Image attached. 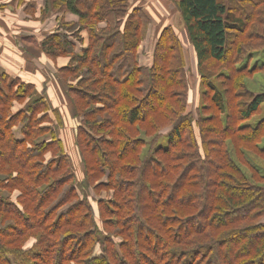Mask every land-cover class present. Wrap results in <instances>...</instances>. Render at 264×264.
<instances>
[{"label":"trees","instance_id":"obj_1","mask_svg":"<svg viewBox=\"0 0 264 264\" xmlns=\"http://www.w3.org/2000/svg\"><path fill=\"white\" fill-rule=\"evenodd\" d=\"M170 1L201 75L209 72L203 78L228 72L219 76L236 92L235 110L206 81L217 114L196 121L199 146L174 26L160 32L144 67L139 50L151 24L145 7L45 0L42 19L78 16L75 23L62 18L34 47L53 63L69 59L57 71L76 82L68 95L81 118L77 151L88 185L111 195L94 205L80 194L65 144L47 126L53 116L44 93L2 75L0 264H264V175L250 162H264V118L249 123L264 93L245 89L264 66L237 68L264 50V0ZM16 104L25 107L13 112ZM169 126L166 148L147 149L146 138Z\"/></svg>","mask_w":264,"mask_h":264},{"label":"rangeland","instance_id":"obj_2","mask_svg":"<svg viewBox=\"0 0 264 264\" xmlns=\"http://www.w3.org/2000/svg\"><path fill=\"white\" fill-rule=\"evenodd\" d=\"M142 0H138L137 3H140ZM256 2H259L256 0ZM142 6V4H141ZM167 10H165L164 7H152L147 8V12L151 19V24L148 28V36L149 39L147 41H143L144 44H147L149 48H153V53L147 54L148 48L145 47V51L143 52V56L149 57L151 56V63L153 54L155 52V41L153 40V35L159 37L160 32L167 26H172L171 19L176 14V8L173 5H168ZM144 7V6H143ZM175 21L177 22V29L174 26V28L177 30L178 35L181 39V43L184 50V57H185V74H186V82L188 84V109L187 112L191 114L192 119L194 120L193 124V132L194 135L199 143V146H202L201 143V137H200V130L197 127V123L199 121L200 116L203 118H208L212 115H216L217 111L214 110V106L211 102V95L212 92L209 90V88L206 85V81H211L223 94L225 102L228 104V110L233 113V111L236 108L237 100L235 98V91L232 89H229L228 87H225L224 79L222 76H219L222 73L224 74V78L228 77V72L223 71H216L215 74L212 76L208 75V79L205 80V76L209 72L204 71V74L201 75V72L199 71L196 54L193 50L192 45L190 44L187 34L185 32L184 26L181 24V18L179 17H173ZM22 23V21H20ZM21 25V24H20ZM151 29V32H150ZM156 39V44L157 40ZM155 39V38H154ZM254 43H252L251 51L255 50ZM82 49L79 48L78 52L81 53ZM140 52V50H139ZM254 53L248 54L242 63H240L237 68L239 70L244 69L248 67L249 71L255 68H261L264 66V50H256L253 51ZM140 54V53H139ZM140 56V55H139ZM37 60H39L42 63H46V59L42 54L37 52ZM231 61V59H230ZM234 61V59H232ZM148 64V61L146 62ZM150 63V65H151ZM150 65L148 67H150ZM51 72L47 73L45 72V77L40 79L39 76H37V81L39 83V86L41 85L42 81H49L47 84V90H49L48 94V100L51 103V114L53 116V123L47 124V126L52 127L58 134L59 139L63 141L65 144L66 150L68 154L71 157L72 163H73V170L76 177L77 184L79 186V192L83 197L89 198L95 205L97 201L100 198H109L111 193L110 192H98L95 193L93 191V188L88 185L87 178L85 176V172L83 170V163L82 159L80 157V154L78 153V148L76 145V137H77V130L81 123V118L76 114L73 103L71 98L68 95V89L71 87L76 86V82L73 80H70V83H66L63 81L58 72H55L53 67L50 66ZM52 84V87H51ZM245 89H247L249 92H252L254 94H261L264 93V72L259 71L254 74L252 77H248L245 80ZM52 91L54 92H51ZM51 93H58L59 98L61 99V102L56 103V101L53 99ZM56 113V116H55ZM58 113V114H57ZM264 118V105L261 107L260 111L250 120V124L254 125L258 121ZM225 120V117L224 119ZM21 126H18L16 128V133L18 138H21L20 134V128ZM172 129V126H169L162 130L160 132V135L158 138L149 137L146 138L147 141L151 144L148 145L147 149H155L156 147L163 146L166 148L167 141H168V135ZM144 136V135H143ZM155 139V140H154ZM264 145V144H263ZM261 147H263L261 145ZM251 164L255 167H257L260 172L264 175V162L262 160H259L257 158L250 160Z\"/></svg>","mask_w":264,"mask_h":264},{"label":"crops","instance_id":"obj_3","mask_svg":"<svg viewBox=\"0 0 264 264\" xmlns=\"http://www.w3.org/2000/svg\"><path fill=\"white\" fill-rule=\"evenodd\" d=\"M44 2L45 0H24L23 3H21L20 0H0V83H3L2 75H7L11 80L20 79L24 83L32 84L37 90L35 94L39 97H43L44 93L45 99L51 108V103L47 98V93L49 92V90H47V84L49 81H42L39 86L37 76H39L40 79L44 78L45 72H51L50 66L53 67L55 72H58L57 67H65L69 63V59L58 58L57 62L53 63L41 51L35 49L34 44H37L35 41L39 43L47 36L57 32L62 18H64L67 23H75L78 22V16L72 13H67L65 15L51 14L42 19ZM130 2L134 6H141L142 4V6L146 8V11L147 8L159 6L167 10L170 4L175 7L170 0H142L140 3H137L138 0H130ZM28 7L30 10H28ZM179 16L176 8V14L173 17L177 18ZM173 17L171 19V24L177 29V22ZM20 21H22V23ZM181 24L184 26L183 21H181ZM102 26H104V24H102ZM149 36L147 34V40ZM157 37L158 34L157 36L153 35L155 45ZM146 39L144 42L147 41ZM144 42L140 47V64L144 67H148L151 63V56L149 55V57H147V54H152L153 48H149ZM77 46L78 50L82 47V45ZM145 47H147L148 50L146 56H143ZM37 52L44 56L46 63L37 60ZM147 61L148 64L146 63ZM51 92L54 91L51 89ZM51 94L56 103L61 102L58 93ZM24 107L25 105L16 104L13 108V112H18Z\"/></svg>","mask_w":264,"mask_h":264}]
</instances>
